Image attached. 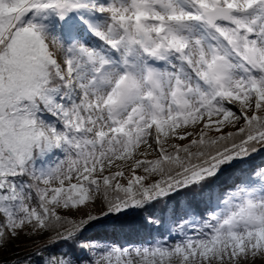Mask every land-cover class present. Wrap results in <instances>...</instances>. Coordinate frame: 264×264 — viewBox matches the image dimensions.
Returning <instances> with one entry per match:
<instances>
[{
    "label": "snow or ice",
    "instance_id": "snow-or-ice-1",
    "mask_svg": "<svg viewBox=\"0 0 264 264\" xmlns=\"http://www.w3.org/2000/svg\"><path fill=\"white\" fill-rule=\"evenodd\" d=\"M257 261L264 0H0V264Z\"/></svg>",
    "mask_w": 264,
    "mask_h": 264
},
{
    "label": "rangeland",
    "instance_id": "rangeland-1",
    "mask_svg": "<svg viewBox=\"0 0 264 264\" xmlns=\"http://www.w3.org/2000/svg\"><path fill=\"white\" fill-rule=\"evenodd\" d=\"M115 230L116 231H110V230H108L107 232H103L102 234L107 235V236H109V237H111L113 239H115V237L117 238L118 235H119V236H121V239L122 240L125 239V238H123L124 237V233H122L120 231V229H115Z\"/></svg>",
    "mask_w": 264,
    "mask_h": 264
},
{
    "label": "bare ground",
    "instance_id": "bare-ground-1",
    "mask_svg": "<svg viewBox=\"0 0 264 264\" xmlns=\"http://www.w3.org/2000/svg\"><path fill=\"white\" fill-rule=\"evenodd\" d=\"M260 160H261V157H259V159H255L254 162H255V163H259ZM115 229H118V228H117V227H113V226L110 224V225L106 228V230H105L104 232H107L108 230H110V231H116ZM122 233H123V232H122ZM110 238H111V237H110ZM117 238L121 239V236L118 235ZM123 238H125V234H124V237H123ZM115 239H116V237H115ZM121 240H122V239H121ZM256 264H260V262L257 261Z\"/></svg>",
    "mask_w": 264,
    "mask_h": 264
},
{
    "label": "trees",
    "instance_id": "trees-1",
    "mask_svg": "<svg viewBox=\"0 0 264 264\" xmlns=\"http://www.w3.org/2000/svg\"><path fill=\"white\" fill-rule=\"evenodd\" d=\"M259 157H261V156H259V155H257L255 158H254V160L255 159H259ZM118 228V227H117ZM119 229V228H118ZM5 255H8V253H5Z\"/></svg>",
    "mask_w": 264,
    "mask_h": 264
}]
</instances>
